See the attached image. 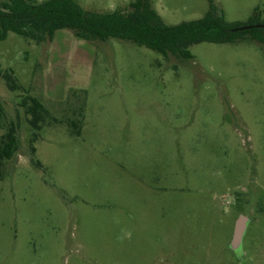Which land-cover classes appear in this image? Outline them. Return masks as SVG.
Here are the masks:
<instances>
[{"label":"rangeland","instance_id":"1","mask_svg":"<svg viewBox=\"0 0 264 264\" xmlns=\"http://www.w3.org/2000/svg\"><path fill=\"white\" fill-rule=\"evenodd\" d=\"M76 1L98 13L131 2ZM211 2L228 25L264 21V0ZM151 3L168 26L210 7ZM251 34L193 45L191 59L69 30L1 41V67L47 117L34 131L0 79L1 125L18 137L0 169V264H264V44Z\"/></svg>","mask_w":264,"mask_h":264},{"label":"trees","instance_id":"2","mask_svg":"<svg viewBox=\"0 0 264 264\" xmlns=\"http://www.w3.org/2000/svg\"><path fill=\"white\" fill-rule=\"evenodd\" d=\"M209 4L208 12L201 19L168 26L154 10L151 0H131L129 10L110 13L84 10L76 0H0V42L12 33L24 40L42 43L51 40L57 32L69 30L84 41L117 39L163 56L182 59L192 58L189 48L193 45L233 43L248 33H252L251 41L264 44V21L258 27L249 25L247 29L238 30L243 26L228 25L211 0ZM0 79L10 92L21 97L20 105L30 116L28 123L34 131H39L47 117L44 106L25 95L13 71L1 65ZM4 113L0 100V129H3ZM3 130L0 135V169L18 150L17 127L11 124ZM32 136L31 154L34 155L33 143L37 135Z\"/></svg>","mask_w":264,"mask_h":264},{"label":"water","instance_id":"3","mask_svg":"<svg viewBox=\"0 0 264 264\" xmlns=\"http://www.w3.org/2000/svg\"><path fill=\"white\" fill-rule=\"evenodd\" d=\"M247 28L249 27H242V28H239L238 30H244ZM247 224H248V218L245 216H240L236 220L235 225H234L232 240L229 244V248L234 252L237 258H240L242 255L241 245H242L244 233L247 228Z\"/></svg>","mask_w":264,"mask_h":264}]
</instances>
